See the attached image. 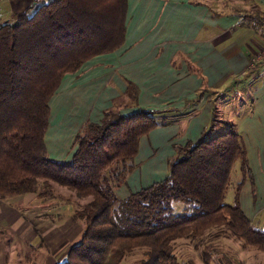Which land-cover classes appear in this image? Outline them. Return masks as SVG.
Wrapping results in <instances>:
<instances>
[{"label": "trees", "instance_id": "trees-1", "mask_svg": "<svg viewBox=\"0 0 264 264\" xmlns=\"http://www.w3.org/2000/svg\"><path fill=\"white\" fill-rule=\"evenodd\" d=\"M126 12L127 0L31 1L12 20L0 21V199L27 193L54 198L56 185L88 197L69 216L83 222L80 240L56 264H116L135 247L143 248L140 264H181L175 239L220 226L264 250V230L238 202L242 180L232 203L223 201L233 163L238 160L241 177L249 169L234 125L215 111L196 142L177 146L162 178L123 198L115 189L135 168L139 138L157 124L155 111H109L74 137L69 161L48 158L51 96L65 74L121 47ZM125 90L134 97L135 85ZM177 201L183 206L174 212ZM201 246L199 257L208 264L215 246Z\"/></svg>", "mask_w": 264, "mask_h": 264}, {"label": "crops", "instance_id": "crops-1", "mask_svg": "<svg viewBox=\"0 0 264 264\" xmlns=\"http://www.w3.org/2000/svg\"><path fill=\"white\" fill-rule=\"evenodd\" d=\"M31 1L40 3L7 0L8 7L3 12L14 14ZM263 21L264 0H127L121 47L96 55L77 71L65 74L51 96L44 136L47 156L51 145L56 160L61 161L66 155L70 158L74 137L86 124L99 122L109 111L129 114L149 109L155 111L157 124L139 138L136 166L115 191L126 186L131 178L139 185L141 176L148 181L156 168L165 175L166 157L170 156L169 162L177 146L196 142L215 111L218 119L232 123L241 137L254 173L256 194L263 196L264 61L260 57L264 51ZM129 83L136 87L134 97L126 93ZM119 98L122 99L115 102ZM62 103V108H58ZM232 107L239 110L237 118L228 119L221 114L224 110L235 115ZM158 145H168L166 157L153 151ZM143 161V166L149 162L151 165L139 171ZM249 182L240 186V195ZM129 192L126 188L118 197L123 198ZM247 194L249 197V191ZM30 195L16 197L25 203L24 198L28 201ZM1 200L4 199L0 203ZM254 200L252 196L251 207ZM251 207L250 212L249 208H245L247 212L242 210L246 216L254 215L264 206L258 205L253 212ZM36 209V205L24 206L11 213L15 217L36 216ZM0 211H5L6 216L7 207L0 205ZM52 223L44 227L47 233L55 235L59 229L66 232L64 222ZM68 229L74 233L72 227ZM76 232L80 233V228ZM80 237L71 243H77ZM13 252L20 254L16 249ZM13 252H7L0 235V264L20 261L19 257H13Z\"/></svg>", "mask_w": 264, "mask_h": 264}, {"label": "rangeland", "instance_id": "rangeland-1", "mask_svg": "<svg viewBox=\"0 0 264 264\" xmlns=\"http://www.w3.org/2000/svg\"><path fill=\"white\" fill-rule=\"evenodd\" d=\"M48 0H38L40 3H45ZM0 21L4 19H13V14L8 12L4 13L3 11L7 9L8 2L7 0H1L0 1ZM22 11V10H21ZM20 12V11H19ZM9 18H7V17ZM264 54V51H263ZM262 61H264V56H260ZM53 96V95H52ZM122 99H115V102L118 103V101ZM116 103V104H117ZM62 105L58 104V108H62ZM117 110V108H115ZM232 110L235 112V115L233 112H224V110H221L223 115L227 116L228 119H235L238 117V108L232 107ZM54 129V127H52ZM86 127H83L81 131L78 133H82L83 130ZM210 133H207L209 135ZM212 134V133H211ZM192 142V141H190ZM46 143V142H45ZM193 143V142H192ZM53 144V143H52ZM68 146H66L67 148ZM168 145H158L156 149H153V151L158 155L166 157L168 154L167 152ZM245 149V147H244ZM146 151H148L146 149ZM152 152V149H151ZM62 153V152H61ZM56 154V153H55ZM176 154V153H175ZM246 154V152H245ZM148 155V154H147ZM175 156V155H174ZM170 156L166 157L165 166L168 165V159ZM48 158L51 160H56V158L52 154V146H49L48 150ZM145 158V157H144ZM70 158L67 157V155L62 159L61 161H69ZM247 160V155H246ZM144 161L142 164V168L139 167L138 170L141 171V169H145V167H148L151 165L147 164V166H143ZM247 165L249 169V174H243L241 177V173L238 169V160H236L230 171L229 179H228V185L226 187L223 201L225 203H232L233 201V195H234V189H236V184L239 183L241 180L240 186L248 180L250 181V185H246V191L242 189V194L240 195L241 187H239L238 191V202L241 205V209L244 212L245 208L248 209V212H250L251 207V198L255 197L254 203L252 204L253 207H251V212H253L254 209L258 205L264 206V194L263 196L260 193L256 194V185L254 182V173L248 164ZM151 176L147 177L149 180L144 181L143 178H146L145 176H141V180L139 185L136 184V181L131 178L126 186L123 188L121 187L119 190H116L115 193L117 196L120 195V193L128 188V191H134L139 186H144L146 182H151V180H159L164 175L161 173V170L159 168H156ZM167 172V171H166ZM150 173V174H151ZM251 192H250V189ZM247 191H249V197L247 194ZM31 194L29 197H31L30 200H25V203L19 199L20 195L16 196H8L4 198V200H1L2 203L0 205H4L7 207V213L5 216V211H0V235H2V241L4 244V247L7 249V252L11 253L13 251L18 250L20 251V254L17 255L14 252L12 253L13 257L17 258L19 257L20 261H15L16 264H56L62 261L65 257V254L67 253V250L69 247H71L73 244L71 243V240L74 238L80 237V233H83L84 225L81 220H77L75 222H71L69 220V216L71 213L81 206L85 201L88 200V197L86 198H78L74 196V193L71 190H68L67 188L61 187L56 185L54 194V198H38L35 196L34 193ZM24 194V195H29ZM23 195V196H24ZM252 195V196H251ZM260 198L258 199L257 197ZM243 197V198H241ZM241 198V199H240ZM34 205L37 206V209L35 211L36 216L31 215H21L15 213L16 217L11 213L13 209H17L24 206L33 207ZM183 204L181 202H173L172 208L174 212H179L182 208ZM15 207V208H13ZM4 208V207H2ZM13 208V209H12ZM260 208V207H258ZM257 208V209H258ZM256 211V210H255ZM253 214V213H252ZM251 213H248V217L246 216L250 222H252L255 226L258 228L264 230V207L257 210L254 215ZM70 221V222H69ZM54 222V223H52ZM64 222V225L66 224V232L64 230H60L55 234L51 235L46 232L45 226L52 224H61ZM39 223V225L37 224ZM73 224V225H70ZM36 225V226H35ZM36 227V229L34 228ZM40 228L38 229V227ZM72 227L73 232L68 229ZM80 233L76 232V229L79 230ZM61 231V232H60ZM53 241L55 244H52ZM205 243H211L215 246V252L211 255V259L208 264H264V250L258 249L251 245H246L243 243L242 240L235 238L233 235H231L225 228L222 226L220 227H211L209 229H206L202 232L201 235H199L197 238H190V237H181L177 238L173 241V253L176 256L177 260L181 264H204L202 260L199 257V249L202 247L201 245ZM21 252L24 254L22 256ZM7 254V253H6ZM28 262H24L25 259ZM144 259L143 254V248L141 247H135L133 248L129 253L125 254L118 263L116 264H140V262Z\"/></svg>", "mask_w": 264, "mask_h": 264}, {"label": "built area", "instance_id": "built-area-1", "mask_svg": "<svg viewBox=\"0 0 264 264\" xmlns=\"http://www.w3.org/2000/svg\"><path fill=\"white\" fill-rule=\"evenodd\" d=\"M261 26L263 27V29H264V21L263 22H261ZM263 56H264V54H263Z\"/></svg>", "mask_w": 264, "mask_h": 264}]
</instances>
